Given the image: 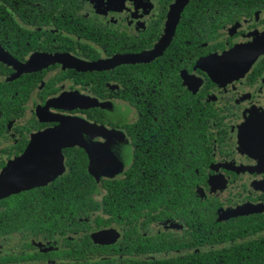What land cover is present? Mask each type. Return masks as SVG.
<instances>
[{
    "label": "flooded vegetation",
    "instance_id": "obj_1",
    "mask_svg": "<svg viewBox=\"0 0 264 264\" xmlns=\"http://www.w3.org/2000/svg\"><path fill=\"white\" fill-rule=\"evenodd\" d=\"M180 1L0 0V264H264V0Z\"/></svg>",
    "mask_w": 264,
    "mask_h": 264
},
{
    "label": "water",
    "instance_id": "obj_2",
    "mask_svg": "<svg viewBox=\"0 0 264 264\" xmlns=\"http://www.w3.org/2000/svg\"><path fill=\"white\" fill-rule=\"evenodd\" d=\"M186 0H182L177 4V8L174 9L173 14L171 16V21L169 24V33L167 34L165 39L170 40L172 34L174 33L177 21L179 20L180 12L184 6ZM158 46L155 49L151 50V54H156L163 47ZM97 136L98 143L95 142ZM109 131L99 125L97 123L90 122L82 117H61V124L57 128L51 129L45 132L41 137L37 139H45V140H54V145L50 146V148H59L62 150L63 147L69 145L80 144L85 149L88 150L91 158L96 160V155L98 157H105L106 153L96 154L94 150L97 148L105 149V145H100L101 141L106 140L110 137ZM101 160L97 158L96 163L94 161V165L97 164L98 167H105L107 163H101ZM63 164V155L61 151V166ZM101 173H106L103 171ZM51 178H46L43 181L47 182ZM40 180V179H39ZM37 179L34 178L33 182H36ZM19 184V186L17 185ZM25 184H32V178L26 176L24 173L20 176V173L15 172V170L10 167L6 170L2 175H0V198L7 196L13 192L18 191L20 188H25Z\"/></svg>",
    "mask_w": 264,
    "mask_h": 264
},
{
    "label": "trees",
    "instance_id": "obj_3",
    "mask_svg": "<svg viewBox=\"0 0 264 264\" xmlns=\"http://www.w3.org/2000/svg\"><path fill=\"white\" fill-rule=\"evenodd\" d=\"M67 184L68 183H74V180H69V181H65ZM162 197H165L164 195H162ZM11 198V197H10ZM8 198L5 202L7 203V205L10 207L12 202L11 199ZM89 196H85V195H74V194H70V193H66V194H62L61 193V202L66 203V204H73V202H82L85 201L86 199H89ZM15 219L13 212L6 210V211H0V227H1V223L4 221L5 222H9L11 220ZM1 228H5V229H9L10 226H4ZM64 264H76L74 261H68Z\"/></svg>",
    "mask_w": 264,
    "mask_h": 264
}]
</instances>
